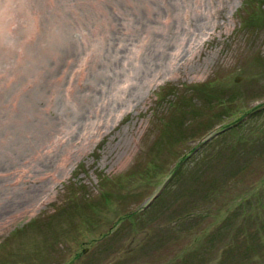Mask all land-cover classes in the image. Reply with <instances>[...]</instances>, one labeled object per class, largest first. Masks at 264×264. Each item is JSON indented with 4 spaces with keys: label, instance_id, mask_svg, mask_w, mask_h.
<instances>
[{
    "label": "rangeland",
    "instance_id": "rangeland-1",
    "mask_svg": "<svg viewBox=\"0 0 264 264\" xmlns=\"http://www.w3.org/2000/svg\"><path fill=\"white\" fill-rule=\"evenodd\" d=\"M0 115V264H264V0H0Z\"/></svg>",
    "mask_w": 264,
    "mask_h": 264
},
{
    "label": "bare ground",
    "instance_id": "bare-ground-1",
    "mask_svg": "<svg viewBox=\"0 0 264 264\" xmlns=\"http://www.w3.org/2000/svg\"><path fill=\"white\" fill-rule=\"evenodd\" d=\"M184 2H185V1H184ZM182 4H183V3H182ZM181 6H182V5H181ZM78 10L81 11L82 9H78ZM188 17H189V16H188ZM50 28H51V30H52V31L50 30L51 34L49 33V34H50V37H51L53 40H59V39H60V42L62 41V43H61L62 49L64 48V49H66L67 51H68V50L70 51L71 49L76 48V45L78 46V44H75L74 41H73L72 39H71V41H70L69 43L66 42L67 38L65 39V35L67 34V31L65 32L63 29H61V28H62L61 26H57V25H55V26H53V27L51 26ZM56 28H58L59 30L57 29V30H58V31H57ZM58 33H59V35H57ZM51 35H52V36H51ZM70 38H71V37H70ZM58 42H59V41H58ZM56 43H57V42H56ZM110 47H111V46H110ZM108 48H109V47H107V50L110 51ZM135 48H136V47H135ZM59 50H60V49H59ZM91 50H92V48H91ZM42 51L45 52V54H46L48 51H50V49L48 48V46H46V45L43 44V45L37 47L36 54H38L39 52H42ZM62 51H63V50H62ZM113 51H115V50H113ZM74 52H75V51H74ZM74 52H72V53H74ZM110 52H111V51H110ZM115 52H117V51H115ZM118 52H119V51H118ZM150 53H151V52H150ZM62 54H63V53L61 52V55H62ZM82 54H83V53H82ZM112 54H113V53H112ZM114 54H115V53H114ZM67 55H68V54H67ZM86 55H87V54H86ZM45 56H46V55H45ZM105 56H106V55H105ZM113 56H114V55H113ZM108 57H109V56H108ZM110 57L113 59L112 56H110ZM104 58H105V57H104ZM146 59H147V58H146ZM102 60H103V59H102ZM147 60H148V59H147ZM147 60H146V61H147ZM149 60H150V59H149ZM109 61H110V60H109ZM111 61H113V60H111ZM100 62H101V61H100ZM102 62L104 63L105 60L102 61ZM112 63H113V62H112ZM148 63H149V62H148ZM115 64H116V63H115ZM101 65H102V64H101ZM108 65H109V64H105L104 68L106 67V69H107V66H108ZM97 66H98V65H97ZM98 67H99V66H98ZM147 67H148V66H147ZM149 67H151V66H149ZM106 69H105V71H106ZM107 70H108V69H107ZM108 71H109V70H108ZM109 72H111V71H109ZM105 73L107 74V72H105ZM111 73H112V72H111ZM112 74H113V73H112ZM94 75H95V74H94ZM96 75H97V74H96ZM101 75H102V74H100V76H101ZM107 75H109V74H107ZM114 75H115V74H114ZM109 76H110V75H109ZM61 77H62V76H61ZM111 77H112V76H111ZM111 77H109V79H110ZM113 77H114V76H113ZM94 78H95V77H94ZM59 79H60V78H59ZM111 79H112L111 81H113V78H111ZM45 80H46V79H45ZM41 82H42V81H40V83H41ZM46 82H47V81H46ZM46 82L43 81V82L41 83V85H40V84H36V85H39V86H37V87L34 89V91H31V94H30V96H29L28 101H26V102H24V103L21 104V106H20L21 109L19 108L20 111H21V115L19 116V117H20V120H19L20 122H19V123H20L21 126H23L24 123L27 124L28 122L30 123V121H32L31 118H30V115H29V107L32 106V105H31V102H34V101H36L37 99L40 98V93H41L40 91H41V88H42L44 85H45V86L47 85ZM59 84H60V86L62 85L61 83H59ZM67 85H68V84H67ZM45 86H44V87H45ZM47 86H48V85H47ZM47 86H46V87H47ZM55 86H57V85H55ZM25 87H26V86H25ZM44 87H43V88H44ZM67 87H69V86H67ZM98 87H99V86H98ZM43 88H42V89H43ZM54 88H55V87H54ZM57 88H58V87H57ZM51 89H53V88L51 87ZM55 89H56V88H55ZM55 89H53V90H55ZM68 89H70V88H68ZM92 89H93V88H92ZM66 90H67V89H66ZM90 90H91V89H90ZM50 91H51V90H50ZM50 91H49V92H50ZM68 91H69V90H67V92H68ZM52 92H53V91H52ZM53 93H54V92H53ZM41 94H42V93H41ZM56 94H57V93H56ZM54 95H55V94H54ZM41 98H42V97H41ZM66 98H67V97H66ZM85 98H86V97H85ZM87 99H88V98H87ZM42 100L44 101V98H43ZM54 100H55V99H54ZM81 100H82V99H81ZM85 100H86V99H85ZM88 100H89V99H88ZM21 101H22V100L20 99L19 102H21ZM45 101H46V100H45ZM56 101H57V100H56ZM56 101H55V102H56ZM48 102H49V101H48ZM58 102H59V101H58ZM84 102H85V101H84ZM81 103H82V102H80V104H81ZM75 104H76V103H75ZM94 104H95V103H94ZM24 105H25V107H24ZM81 105H82V104H81ZM87 105H88V104H87ZM54 107H56V106H54ZM74 107H75V106H74ZM77 107H80V105L77 106ZM84 108H85V107H84ZM84 108H83V109H84ZM14 109H15V108H14ZM22 109H23V110H22ZM32 109H33V108H32ZM32 109H31V110H32ZM63 109H64V108H63ZM52 110H53V109H52ZM56 110H57V109H56ZM13 111H14V110H13ZM46 111H47V110H46ZM50 111H51V110H50ZM79 111H80V110H79ZM30 112H31V111H30ZM53 112H54V111H53ZM83 112H84V111H83ZM18 113H19V111H18V112H15V113H13V114L10 113L11 116H10V115L7 116V124H8V122H9L8 120L11 119L10 121H12V118H13L12 116H13L14 114L16 115V114H18ZM78 113H79V112H78ZM78 113H77V114H78ZM63 114H64V113H63ZM79 114H80V113H79ZM6 115H7V114H6ZM64 115H66V114H64ZM1 116H3V115H0V117H1ZM58 116H60V115H58ZM67 116H68V114L66 115V118H67ZM77 116H78V115H77ZM81 116H82V115H81ZM85 116H86V115H85ZM8 117H9V118H8ZM63 117H64V116H63ZM75 117H76V115H75ZM75 117H74V118H75ZM14 118H18V116H16V117L14 116ZM14 118H13V119H14ZM48 118H49V117H48ZM79 118H80V116H79ZM4 119H6L5 114H4V117L1 118V121H3ZM46 119H47V118H46ZM58 119H59V118H58ZM75 119H76V118H75ZM75 119H74V120H75ZM80 119H81V118H80ZM14 120H15V119H14ZM16 120H18V119H16ZM47 120H48V119H47ZM4 121H6V120H4ZM12 122H13V121H12ZM12 122L9 123V124H11V125L13 126L12 128H14V126H17L18 123L15 124L16 122L14 121V125H13ZM21 122H23V123H21ZM40 122H41V121H40ZM42 122H43V120H42ZM50 122H51V121H50ZM52 122H53V121H52ZM5 123H6V122H5ZM54 123H55V121H54ZM57 123H58V122H57ZM40 124H41V126H42V123H40ZM58 124H59V123H58ZM58 124H56V125H58ZM65 124H66V123H65ZM18 125H19V124H18ZM20 125H19V126H20ZM35 125H36V124H35ZM9 126H10V125H9ZM24 126H25V125H24ZM37 126H38V125H37ZM39 126H40V125H39ZM43 126H44V125H43ZM43 126H42V127H43ZM29 127H30V125H29ZM32 127H33V126H32ZM35 127H36V126H35ZM65 127H66V126H65ZM0 128H1V126H0ZM10 128H11V126H10ZM23 128H24V127H23ZM26 128H27V127H26ZM37 128H38V127H36L35 129H37ZM39 128H40V127H39ZM49 128H50V127H49ZM5 129H6V127H5ZM18 129H20V128L18 127ZM29 129H30V128H29ZM29 129H28V131L30 132L31 130H29ZM31 129H32V128H31ZM44 129H45V128H44ZM46 129H47V128H46ZM46 129H45V130H46ZM60 129H61V128H60ZM0 130H1V129H0ZM11 130H12V129H11ZM40 130H41V129H40ZM61 130H62V129H61ZM15 131H16V130H15ZM21 131H22V129H21ZM21 131H20V132H21ZM25 131H26V133L28 132L27 130H25ZM34 131H36V130H34ZM34 131H33V132H34ZM38 131H39V129H38ZM55 131H56V130H55ZM44 132H45V131H44ZM47 132H49V130H48ZM58 132H59V131H58ZM60 132H61V131H60ZM60 132H59L58 134H60ZM0 133H1V132H0ZM5 133H6V132H5ZM5 133H4V134H5ZM8 133H10V132H7L6 135H7ZM14 133H15V132H13V134H14ZM16 133H18V134H17V137L14 138V139H17V138H18L19 131H18V132L16 131ZM31 133H32V131H31ZM61 133H62V132H61ZM66 133H67V132H66ZM2 134H3V132H2ZM13 134H12V135H13ZM21 134H22V133H21ZM32 134H33V133H32ZM35 134H36V132H35ZM43 134H44V133H43ZM43 134H42V135H43ZM45 134L47 135V133H45ZM45 134H44V135H45ZM49 134H50V133H49ZM55 134H56V133H55ZM9 135H10V134H9ZM12 135H10L9 137H11ZM14 135H15V134H14ZM14 135H13V136H14ZM29 135H30V134H29ZM46 135H45V136H46ZM21 136L23 137V135H21ZM48 136H49V135H48ZM48 136H47V137H48ZM6 137H7V136H6ZM9 137H8V138H9ZM24 137H25V135H24ZM24 137H23V138H24ZM36 137H37V135H36ZM39 137H40V136H39ZM56 137H58V136H56ZM62 137H63V136H62ZM8 138H7V139H8ZM19 138H20V135H19ZM33 138H34V137H33ZM33 138H32V139H33ZM54 138H55V137H54ZM10 139L13 141V138H10ZM20 139H21V138H20ZM20 139H18V140H20ZM34 139H35V138H34ZM34 139H33V140H34ZM59 139H60V138H57L56 141L59 140ZM8 140H9V139H8ZM11 140H10V141H11ZM35 140H36V139H35ZM14 141H15V140H14ZM23 141H24V139H23ZM8 142H9V141H8ZM8 142H7V143H8ZM16 142H18V141H16ZM21 142H22V141H21ZM59 142H61V141H59ZM23 143H24V142H23ZM8 144H9V143H8ZM8 144H6V145H8ZM9 145H10V144H9ZM11 145H12V144H11ZM14 146H15V145H14ZM6 147H7V146H6ZM6 147H5V148H6ZM12 148H15V147H12ZM12 148H10V149H12ZM25 148H26V147H25ZM25 148H24V149H25ZM6 149H7V148H6ZM3 151H4V149H3ZM17 151H18V150H17ZM21 152H22V151H21ZM0 153H2V152H0ZM4 153H6V152H4ZM23 153H24V152H23ZM20 154H21V153H20ZM1 155H2V154H1ZM4 156H5V155H4ZM16 156H20V155H16ZM16 156H15V158H16ZM7 157H8V156H7ZM12 158H13V157H12ZM67 158H68V157H67ZM17 162H18V161H17ZM65 162H66V161H65ZM62 164H64V163H62ZM59 167L61 168V165H60ZM62 168H63V167H62ZM15 190H16V189H15Z\"/></svg>",
    "mask_w": 264,
    "mask_h": 264
},
{
    "label": "trees",
    "instance_id": "trees-1",
    "mask_svg": "<svg viewBox=\"0 0 264 264\" xmlns=\"http://www.w3.org/2000/svg\"><path fill=\"white\" fill-rule=\"evenodd\" d=\"M173 170H174V169H173ZM173 170H172V171H173ZM172 171H171V172H172Z\"/></svg>",
    "mask_w": 264,
    "mask_h": 264
}]
</instances>
